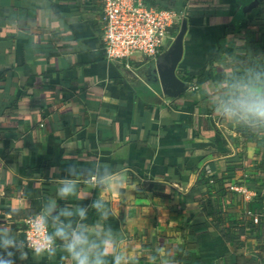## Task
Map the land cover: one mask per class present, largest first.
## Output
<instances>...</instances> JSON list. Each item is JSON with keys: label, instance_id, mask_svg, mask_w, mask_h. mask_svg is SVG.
Masks as SVG:
<instances>
[{"label": "crops", "instance_id": "0c3cea01", "mask_svg": "<svg viewBox=\"0 0 264 264\" xmlns=\"http://www.w3.org/2000/svg\"><path fill=\"white\" fill-rule=\"evenodd\" d=\"M261 1L174 0L190 8L177 69L188 89L172 96L158 75L170 46L155 58L107 59L98 0H0V223L23 241L24 220L56 199L88 207L74 225L111 227L129 264H264V233L248 230L235 251L206 199L224 195L229 218L262 216L264 205H250L264 185V125L221 112L235 86L257 75L241 63L264 60V30L254 21ZM238 23L247 26V49ZM69 164L82 174L79 197L60 200ZM89 170L108 176V186L88 182ZM202 172L228 180L220 191L216 180L199 182ZM97 198L107 202V220L90 207ZM57 245L54 256L29 250L16 264H72Z\"/></svg>", "mask_w": 264, "mask_h": 264}, {"label": "clouds", "instance_id": "9594fccd", "mask_svg": "<svg viewBox=\"0 0 264 264\" xmlns=\"http://www.w3.org/2000/svg\"><path fill=\"white\" fill-rule=\"evenodd\" d=\"M222 114L229 119H235L248 125H264V77L260 74L250 78L248 82L235 86L231 93L221 104ZM66 176L63 177L56 190L60 200L70 197H79L77 177L82 175L76 171L74 164L65 168ZM88 182L96 186H108V176H97L89 170ZM125 186L121 180L117 190ZM99 213L101 220H107L110 209L102 198L93 200L90 205ZM15 209L7 215L11 218L16 214ZM88 207L75 208L59 207L56 199L48 200L39 213L30 217V229L34 238L20 240L11 229L0 223V264H16V259L27 260L29 250L35 257L47 254L54 256L59 241L60 250L72 264H108V257H112V264H129L127 256L116 251V241L111 227L97 233L89 230L90 226L80 223L73 224V217L79 221L87 219ZM51 228V231L49 230Z\"/></svg>", "mask_w": 264, "mask_h": 264}, {"label": "built area", "instance_id": "2783aa9c", "mask_svg": "<svg viewBox=\"0 0 264 264\" xmlns=\"http://www.w3.org/2000/svg\"><path fill=\"white\" fill-rule=\"evenodd\" d=\"M98 1L101 4L103 49L110 60L131 59L138 54L155 58L176 39L179 31L176 26L184 20V9L150 6L144 0ZM35 214L24 220V240L34 238L29 218ZM248 214L254 222L259 221V214H252L250 210Z\"/></svg>", "mask_w": 264, "mask_h": 264}, {"label": "trees", "instance_id": "16d2710c", "mask_svg": "<svg viewBox=\"0 0 264 264\" xmlns=\"http://www.w3.org/2000/svg\"><path fill=\"white\" fill-rule=\"evenodd\" d=\"M144 2L150 6L156 5L155 0H144ZM158 4H160V5H157V6L172 8V9H176L178 11H181L183 9V8H181L182 6L181 7L178 6L177 3L174 2V0H161V2ZM183 6L185 7L184 10H186V8L188 7V4L185 2L183 4ZM257 7L259 8L260 12L255 17L254 21L258 27V32H259L261 30H264V0L259 2ZM189 8L190 7H188V9ZM240 12H241L240 14L242 15L243 10ZM243 14H246V13L244 12ZM180 26L181 25H177L176 30H179ZM244 26H241L240 23H238L236 28L241 27L240 32H239V35H240L239 37H241V40L239 43L244 44L245 48L247 49V46L249 44H247L248 42H246L245 36H244V33H245L244 31H245L247 26L246 27H244ZM257 54H258V49L252 48V57H255ZM244 55H245V53H244ZM263 63H264V60L261 58H258V59L249 60V61L244 62V63L242 62L241 64L247 66V68L249 69V72L251 74H261L264 72V66L261 67V65ZM209 64L212 65L213 63L211 62ZM188 79L192 80L193 78L188 77ZM211 180L217 181V183L220 185V191H221L223 189L222 187H224V184L228 180V178H225V177L217 178L215 176L206 175L205 172H202V174L200 175L199 182L201 184H203V183L209 184ZM255 187L260 189L262 194H261V196L257 202H253L250 205V209L254 210V211L259 208L260 204L262 206L264 205V185H256ZM212 198H214V197H211V195L206 196V199H207L208 203L211 204V207H212V203H213V213H214L215 226L219 229L222 237L227 242H230L233 245L235 251H237L239 248L245 247V245H246L245 240L248 237V233H249L248 230L250 231V233L254 237H257V239H258V235H260V232L263 235V233H264V208H262L261 211H256V212H260V214H262V216H260V218H259V221L256 223L253 221V218H251L250 220H237V219L229 218L221 210L222 205L225 201L224 195H222V196L217 195V197H215L214 199H212Z\"/></svg>", "mask_w": 264, "mask_h": 264}, {"label": "water", "instance_id": "95a60500", "mask_svg": "<svg viewBox=\"0 0 264 264\" xmlns=\"http://www.w3.org/2000/svg\"><path fill=\"white\" fill-rule=\"evenodd\" d=\"M255 3H250L246 9H251ZM187 30V22L182 21L176 39L164 54V62H158V75L169 95L178 96L188 89V82L177 74L179 62L183 54V39ZM161 60V59H160Z\"/></svg>", "mask_w": 264, "mask_h": 264}]
</instances>
